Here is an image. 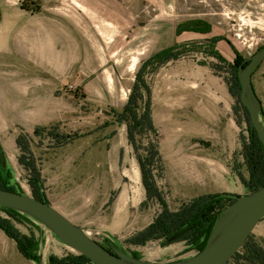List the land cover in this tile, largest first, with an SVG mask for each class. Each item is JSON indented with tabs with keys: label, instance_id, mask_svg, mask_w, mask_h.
<instances>
[{
	"label": "rangeland",
	"instance_id": "1",
	"mask_svg": "<svg viewBox=\"0 0 264 264\" xmlns=\"http://www.w3.org/2000/svg\"><path fill=\"white\" fill-rule=\"evenodd\" d=\"M4 1L24 12V0ZM32 1H40L43 7L48 0ZM93 1L100 10L107 6L104 22H110L112 31L105 35L96 31V52L82 46L81 76L58 85L48 110L38 117L40 123L50 124L38 127L40 135L24 134L36 170L43 173L41 191L66 218L111 251L135 252L150 263L189 258L197 252L185 242L163 245L162 239H148L135 243L161 210L154 199L142 203L146 192L137 157L145 156L150 144L156 146L160 160L150 164L152 178L173 211L199 195L251 192L244 155L247 122L237 98L229 92L231 69L202 48L211 37L223 36L235 47L233 51L225 40L216 44L227 61L255 53L264 45V0ZM191 19L209 22L211 31L177 34L176 26ZM172 45L183 51L178 58L145 70L149 93L141 87L136 118L149 99L154 128L136 134L132 144L127 126L135 119L128 122L115 114L127 102L142 63ZM252 82L264 111V60L254 70ZM3 93L10 95L7 89ZM22 123L28 127L37 121L21 114L0 117V173L8 179L4 180L7 186L32 195V173L19 161L24 153L16 140ZM123 194L126 199L116 215L113 204ZM0 216L39 242L40 257L39 263L25 259L14 240L0 230V264H48L51 256L76 254L32 216L17 222L2 208ZM250 236L264 249V217Z\"/></svg>",
	"mask_w": 264,
	"mask_h": 264
},
{
	"label": "trees",
	"instance_id": "2",
	"mask_svg": "<svg viewBox=\"0 0 264 264\" xmlns=\"http://www.w3.org/2000/svg\"><path fill=\"white\" fill-rule=\"evenodd\" d=\"M22 9L30 11H39L41 8L40 1L24 0L21 4ZM197 32L201 34H206L211 31V24L203 19H191L176 26V33L180 34L182 32ZM225 40L232 50L235 47L231 42L223 36H213L202 48L204 54L216 59L218 62L223 64H228L231 69V77L229 80V92L232 96L237 98L238 106L245 116L248 132L247 143L244 145L245 157L247 160V168L249 170V179L246 183L251 187V192L264 186V146L258 138L256 130L251 124L250 116L246 107L242 104L240 100L241 86L237 77L238 65L244 61V57L237 55L234 61H227L224 56L216 48V44ZM177 45H172L158 50L152 54L148 59H146L138 71L135 74L134 83L132 91L125 103L123 109L120 113H116L115 117L120 120H134V123L127 126L128 140L133 144L135 140V135L144 133L146 130H153V123L149 115V102L146 99V109L141 117L136 118L138 114L136 113V107L138 105L139 99L142 98V93L140 92L141 87L149 93L148 88L145 85V81L142 78V72H144L148 67H158L171 59H176L180 54L183 53ZM192 51L194 49H191ZM246 62L243 63L245 65ZM34 134H41L40 129L37 127ZM17 144L21 149V154L19 161L24 163L29 171L32 173L31 187L33 190V196L39 200L48 203L45 195L41 191V186L39 185L40 173L36 170L34 159L29 153L30 150L27 146L26 136L21 134L18 136ZM134 146V145H133ZM135 148V147H134ZM145 156H138V164L141 173L142 185L146 192V198L142 201L146 204V201L155 200L159 204L161 210L153 218V220L148 224V226L143 230L142 234L135 243H144L148 239H162V244H173L176 242H185L189 250L200 251L210 235V232L219 217L222 209L229 204L232 200L229 198H218L216 194H204L198 197L192 198L190 201L183 202L181 206L173 211L169 208L165 197L161 191L156 187L155 182L152 178V170L150 169V164L155 161L160 160L159 151L154 144H150L146 151ZM29 154L30 157L25 155ZM159 171L161 166H158ZM33 174H35L33 176ZM9 178V177H8ZM4 180H8L4 175L0 173V188L10 191H16L13 187L7 186ZM18 192V191H17ZM224 201H228L227 204H223ZM0 208L7 211L8 215L17 222H21L22 219L27 218L24 213L17 210L10 209L7 207ZM0 230H2L6 236L14 240L17 250L19 253L27 260H33L39 263V255L37 253L38 241L26 234L21 233L13 223L8 218L0 216ZM250 235L243 242L241 247L234 253V255L225 264H264V249L257 243L250 239ZM109 249V248H108ZM188 249L186 248L185 251ZM242 252V253H241ZM132 256H136L135 252H132ZM48 264H94L86 256L81 254L70 253L64 257L51 256Z\"/></svg>",
	"mask_w": 264,
	"mask_h": 264
},
{
	"label": "crops",
	"instance_id": "3",
	"mask_svg": "<svg viewBox=\"0 0 264 264\" xmlns=\"http://www.w3.org/2000/svg\"><path fill=\"white\" fill-rule=\"evenodd\" d=\"M6 2L0 0V117L21 114L37 121L28 127L20 125L18 132L29 137L37 127L50 124L40 123L38 117L48 110L53 90L81 76L82 46L96 52L97 6L93 0H48L39 11L20 12ZM6 89L9 96L3 93ZM29 153L34 158L33 151ZM18 155L15 152L13 158ZM125 199L123 194L113 204L116 215Z\"/></svg>",
	"mask_w": 264,
	"mask_h": 264
},
{
	"label": "water",
	"instance_id": "4",
	"mask_svg": "<svg viewBox=\"0 0 264 264\" xmlns=\"http://www.w3.org/2000/svg\"><path fill=\"white\" fill-rule=\"evenodd\" d=\"M264 60V45L246 57L237 68L241 86L240 100L248 110L250 121L264 146L263 106L252 82L254 70ZM218 198L232 201L217 218L204 247L186 259L150 263L132 255L111 251L91 238L59 210L33 195L0 188V206L32 216L53 231L57 238L77 254L94 264H225L241 247L255 225L264 217V186L247 194L220 193Z\"/></svg>",
	"mask_w": 264,
	"mask_h": 264
},
{
	"label": "bare ground",
	"instance_id": "5",
	"mask_svg": "<svg viewBox=\"0 0 264 264\" xmlns=\"http://www.w3.org/2000/svg\"><path fill=\"white\" fill-rule=\"evenodd\" d=\"M99 1L103 2L104 0H99ZM97 4L99 5V3H97ZM97 4H96V6H97ZM106 7L107 6L104 5L102 7L103 10H100V9L97 8L98 12L96 11V13H95L96 19H97L96 25H98L97 26V31L101 32V34H103V35H105V32L112 31V26H111L110 22H104V20H105L104 17H107V15H106ZM98 13H101V14H98ZM117 214H118V211H117Z\"/></svg>",
	"mask_w": 264,
	"mask_h": 264
},
{
	"label": "flooded vegetation",
	"instance_id": "6",
	"mask_svg": "<svg viewBox=\"0 0 264 264\" xmlns=\"http://www.w3.org/2000/svg\"><path fill=\"white\" fill-rule=\"evenodd\" d=\"M244 59H245V57H244ZM243 63H244V61H243L241 64H243ZM239 65H240V64H239ZM239 65H238V66H239Z\"/></svg>",
	"mask_w": 264,
	"mask_h": 264
}]
</instances>
